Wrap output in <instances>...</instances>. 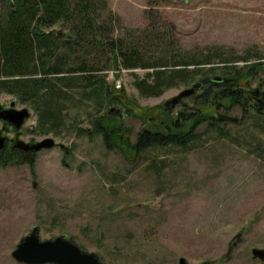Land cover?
Wrapping results in <instances>:
<instances>
[{
  "label": "rangeland",
  "instance_id": "rangeland-1",
  "mask_svg": "<svg viewBox=\"0 0 264 264\" xmlns=\"http://www.w3.org/2000/svg\"><path fill=\"white\" fill-rule=\"evenodd\" d=\"M107 1L129 29L143 28L148 10L158 13L174 28L180 58L199 59L215 48L225 58L264 56V0ZM144 73L108 74L125 99L106 112L122 123L130 142L164 118L167 100L192 85L141 98L132 81ZM218 73L208 77L220 78ZM241 88L249 98L244 107L214 114L242 117L239 123H220L222 134L201 125L202 137L190 151L152 149L137 159L124 149H105L91 134L86 102L68 111L57 135H43L28 106L0 93V108L13 101L30 113L20 128L22 141L50 138L55 146L39 151L32 166L0 165V264H18L11 252L33 227L41 240L63 235L103 264H178L180 258L187 264H264L251 255L264 249V114L255 111L254 99L258 88L264 91V67ZM188 103L182 99L167 110L173 116ZM0 131L10 133L1 122Z\"/></svg>",
  "mask_w": 264,
  "mask_h": 264
},
{
  "label": "trees",
  "instance_id": "trees-1",
  "mask_svg": "<svg viewBox=\"0 0 264 264\" xmlns=\"http://www.w3.org/2000/svg\"><path fill=\"white\" fill-rule=\"evenodd\" d=\"M146 15L143 28L129 29L107 0H0V93L28 106L43 135H57L68 111L86 102L92 106L91 134L100 136L109 151L124 149L136 159L152 149L190 151L202 137L201 125L220 131L217 125L224 122L214 116L216 111L245 106L249 98L241 83L264 67V56L252 52L225 58L215 48L199 59L180 58L173 26L151 10ZM122 70L145 72L132 81L141 98L160 97L177 85L199 83L201 88L184 98L189 103L173 116L165 107L164 118L142 128L130 142L122 123L106 112L123 106L125 97L108 79ZM218 72L219 82L208 77ZM255 111L264 114V106ZM20 158L13 152L2 155L4 166ZM162 158L155 160L163 164Z\"/></svg>",
  "mask_w": 264,
  "mask_h": 264
},
{
  "label": "water",
  "instance_id": "water-1",
  "mask_svg": "<svg viewBox=\"0 0 264 264\" xmlns=\"http://www.w3.org/2000/svg\"><path fill=\"white\" fill-rule=\"evenodd\" d=\"M214 81H220V78H214ZM201 88V84H194L192 87L181 91L175 97L167 100L164 107L173 108L182 99L194 94ZM264 98V91H263ZM15 103L9 104V109L2 110L0 108V121L13 124L19 129L24 121L30 116L27 109H14ZM242 118V117H241ZM217 119L227 123H236L239 118L218 114ZM4 138L0 137V151L4 149ZM54 146V142L50 138H46L40 142L28 144L18 141L15 147L21 152H39L41 150L50 149ZM253 259L264 262V249L254 248L251 250ZM12 259L18 264H103L101 259L95 253H89L80 246L61 235L51 240H41L39 237V229L33 227L31 231L21 238L14 250L11 252ZM178 264H187L185 259L180 258Z\"/></svg>",
  "mask_w": 264,
  "mask_h": 264
},
{
  "label": "flooded vegetation",
  "instance_id": "flooded-vegetation-1",
  "mask_svg": "<svg viewBox=\"0 0 264 264\" xmlns=\"http://www.w3.org/2000/svg\"><path fill=\"white\" fill-rule=\"evenodd\" d=\"M194 95H195V93L193 94V96ZM254 99L256 100L257 105H263L264 106L263 92L260 90V88H258V90H256V92L254 93ZM13 108L16 109V106H14ZM1 109L2 110H7V109H9V106L8 107H2L1 106ZM218 112L219 111H216V113H218ZM240 121H241V117L239 118L238 122H236V123H239ZM0 122L2 124H4L5 126H7L8 130L10 131V133H8V134L0 131V137L4 138V144H5L4 149H2L0 151V165H2V166L4 165L3 161H2V155H3L4 152L18 153L20 155V157H21L20 159H21L22 162H28V163L32 162L34 157L36 156V154L39 153V152L28 151V152L24 153V152H21L20 150H18L15 147L16 142L22 141L21 135H20V128L22 126L19 129H16L13 124H10V123L4 122V121H0ZM225 123H227V122H225ZM236 123H232V124H236ZM25 143L33 144V143H36V141H34L31 138L28 141H26ZM54 147L55 146H53L52 148H54ZM65 151H67V150H65Z\"/></svg>",
  "mask_w": 264,
  "mask_h": 264
}]
</instances>
